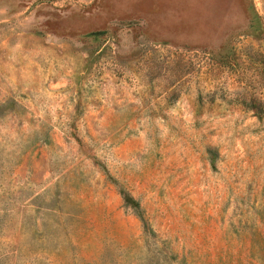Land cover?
I'll return each instance as SVG.
<instances>
[{"label":"rangeland","instance_id":"obj_1","mask_svg":"<svg viewBox=\"0 0 264 264\" xmlns=\"http://www.w3.org/2000/svg\"><path fill=\"white\" fill-rule=\"evenodd\" d=\"M0 264H264V0H0Z\"/></svg>","mask_w":264,"mask_h":264}]
</instances>
